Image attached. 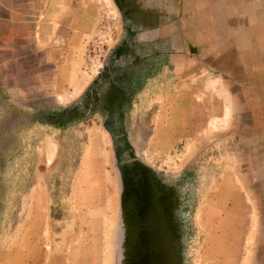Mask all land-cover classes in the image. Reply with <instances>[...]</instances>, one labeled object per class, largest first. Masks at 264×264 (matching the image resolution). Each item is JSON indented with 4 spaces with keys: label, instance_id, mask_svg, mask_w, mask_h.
Segmentation results:
<instances>
[{
    "label": "rangeland",
    "instance_id": "1",
    "mask_svg": "<svg viewBox=\"0 0 264 264\" xmlns=\"http://www.w3.org/2000/svg\"><path fill=\"white\" fill-rule=\"evenodd\" d=\"M259 2L0 0V264H264Z\"/></svg>",
    "mask_w": 264,
    "mask_h": 264
},
{
    "label": "bare ground",
    "instance_id": "2",
    "mask_svg": "<svg viewBox=\"0 0 264 264\" xmlns=\"http://www.w3.org/2000/svg\"><path fill=\"white\" fill-rule=\"evenodd\" d=\"M246 5V4H245ZM256 15L259 17L260 23L257 27L258 31V43H264V3H258ZM254 28V27H253ZM254 31V30H253ZM251 34V33H250ZM254 35V34H253ZM256 43V42H255ZM252 50V49H251ZM247 53V52H246ZM249 54V53H248ZM253 54V53H252ZM230 59V58H228ZM250 60V59H249ZM254 70V69H253ZM245 73V72H244ZM241 74V73H240ZM250 75V74H249ZM248 76V75H247ZM260 80V79H259ZM262 83V82H261ZM249 86V85H248ZM251 87V86H250ZM259 91V90H258ZM254 110V109H253ZM258 110V109H257ZM254 113V112H253ZM263 115V114H262ZM256 120V119H255ZM262 138V137H259Z\"/></svg>",
    "mask_w": 264,
    "mask_h": 264
}]
</instances>
